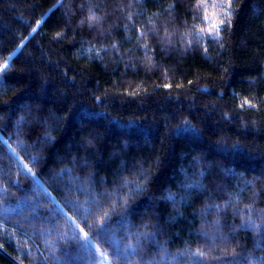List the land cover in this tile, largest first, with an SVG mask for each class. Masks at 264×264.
Here are the masks:
<instances>
[{"label":"trees","instance_id":"trees-1","mask_svg":"<svg viewBox=\"0 0 264 264\" xmlns=\"http://www.w3.org/2000/svg\"><path fill=\"white\" fill-rule=\"evenodd\" d=\"M102 261L264 264V0H0V264Z\"/></svg>","mask_w":264,"mask_h":264},{"label":"snow or ice","instance_id":"snow-or-ice-1","mask_svg":"<svg viewBox=\"0 0 264 264\" xmlns=\"http://www.w3.org/2000/svg\"><path fill=\"white\" fill-rule=\"evenodd\" d=\"M228 4H229V6H230V4H231V0H228ZM224 15L227 17V16H229L230 15V13L229 12H227V10L225 11V13H224ZM225 23V20L224 19H221L220 21H219V25L218 24H215V23H213L212 25H211V28L214 30V32H215V34L218 36V33H219V30H220V25H223ZM34 31H35V29H34ZM201 31L203 32V29H201ZM166 87H167V85H166ZM29 174H30V169H29Z\"/></svg>","mask_w":264,"mask_h":264},{"label":"rangeland","instance_id":"rangeland-1","mask_svg":"<svg viewBox=\"0 0 264 264\" xmlns=\"http://www.w3.org/2000/svg\"><path fill=\"white\" fill-rule=\"evenodd\" d=\"M99 264H110V262L109 261H102Z\"/></svg>","mask_w":264,"mask_h":264}]
</instances>
